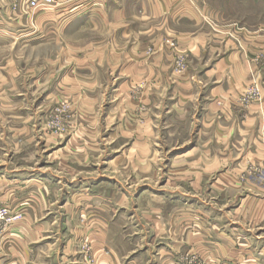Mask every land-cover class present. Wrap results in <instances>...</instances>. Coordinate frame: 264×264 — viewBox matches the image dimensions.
Wrapping results in <instances>:
<instances>
[{
    "label": "rangeland",
    "instance_id": "rangeland-1",
    "mask_svg": "<svg viewBox=\"0 0 264 264\" xmlns=\"http://www.w3.org/2000/svg\"><path fill=\"white\" fill-rule=\"evenodd\" d=\"M25 1L0 0V264H98L104 244L115 264H264V78L201 129L157 14L254 31L264 0H124L119 25L112 0Z\"/></svg>",
    "mask_w": 264,
    "mask_h": 264
},
{
    "label": "crops",
    "instance_id": "crops-1",
    "mask_svg": "<svg viewBox=\"0 0 264 264\" xmlns=\"http://www.w3.org/2000/svg\"><path fill=\"white\" fill-rule=\"evenodd\" d=\"M123 1L124 0H118V7H116L114 0H112L111 4L115 6L110 5V8H113L110 13L119 16L118 25L121 23L123 15H126V6L123 4ZM170 11V8H160L157 13L158 15H168L166 16L167 18H165V22L167 23V35L170 39L175 41L177 46L175 47L176 50L170 48V62L172 63L174 50L178 53H184L188 60V67H185L178 77L182 78V83H178L176 87H178V90L184 91L190 89L189 93L192 97L193 92H191V90H198L197 95L201 98V101H203V106L201 108L203 111V119L199 121V127L201 129L204 125H209L206 124V119L211 120L212 127L222 128L228 124V120L226 119L229 118L225 117L226 121H224V119L219 121L217 116L232 110V100L233 97L238 95V89L246 86L249 79L264 78V69L260 71L255 65L256 58L258 57L257 55L260 53L264 54V28L253 31L232 23L226 25L212 23L210 25L211 29H203V26H201V19L197 20L196 18L185 16L184 14L175 20V11ZM183 13H185V10ZM215 15L217 17L220 15V21L225 19L224 11L217 10ZM123 19H125V17ZM182 20L188 22L190 28L181 31L177 29L176 31L174 23H179ZM113 24H116V22ZM191 27H197V29ZM260 30L262 33H260ZM197 67L199 70L196 72ZM196 73H198V75L195 77L194 74ZM170 75H173L172 71ZM254 109L255 105L252 106L251 110ZM262 110H264V104H262ZM228 117H230L231 127L233 125V116L230 115ZM215 136L216 140H223V133ZM232 136L233 131L231 130L224 134L225 139H229L230 141ZM193 149L194 148H191L179 153L177 157L182 154L180 158L191 155ZM190 150L192 151L191 153L184 155V153ZM83 220H87L86 222L82 221L84 224L90 225L87 234L88 238H93L95 240L98 238V235L105 236V233L101 229L96 230L95 228V224L100 223L99 220L97 221L94 218H85ZM160 222L161 219H158V223ZM152 238L154 240L156 235H153ZM216 243L220 244L219 242ZM156 245V254L159 255L161 249L166 246ZM200 251H203V249L200 248ZM164 254L169 256L170 250L165 251ZM95 255L96 257L98 256V264H115V260L111 259L109 246L106 247V244H104L103 248L96 252ZM72 256L75 260L77 259L74 254ZM168 256H166V259H163V261H168L170 258ZM128 258H130V260L126 264H136L137 256L133 255V252ZM163 261L160 262V258L157 257L153 260L152 264H163ZM219 262L221 263V260L216 259L215 264H219Z\"/></svg>",
    "mask_w": 264,
    "mask_h": 264
},
{
    "label": "built area",
    "instance_id": "built-area-1",
    "mask_svg": "<svg viewBox=\"0 0 264 264\" xmlns=\"http://www.w3.org/2000/svg\"><path fill=\"white\" fill-rule=\"evenodd\" d=\"M26 6L31 9H36L41 6L51 5L53 0H26Z\"/></svg>",
    "mask_w": 264,
    "mask_h": 264
},
{
    "label": "bare ground",
    "instance_id": "bare-ground-1",
    "mask_svg": "<svg viewBox=\"0 0 264 264\" xmlns=\"http://www.w3.org/2000/svg\"><path fill=\"white\" fill-rule=\"evenodd\" d=\"M181 157V156H180Z\"/></svg>",
    "mask_w": 264,
    "mask_h": 264
}]
</instances>
